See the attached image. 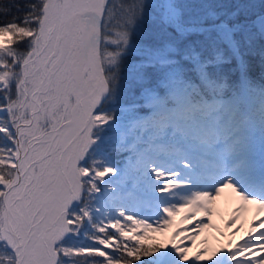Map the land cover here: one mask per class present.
<instances>
[{
    "label": "snow or ice",
    "instance_id": "6c2138e0",
    "mask_svg": "<svg viewBox=\"0 0 264 264\" xmlns=\"http://www.w3.org/2000/svg\"><path fill=\"white\" fill-rule=\"evenodd\" d=\"M222 8L0 0V264H187L148 233L227 189L264 211V2ZM209 260L264 264V230Z\"/></svg>",
    "mask_w": 264,
    "mask_h": 264
},
{
    "label": "bare ground",
    "instance_id": "6f19581e",
    "mask_svg": "<svg viewBox=\"0 0 264 264\" xmlns=\"http://www.w3.org/2000/svg\"><path fill=\"white\" fill-rule=\"evenodd\" d=\"M226 190L221 193L219 199L225 201ZM250 206H246L243 202H240V207L248 210V213L243 215L236 211L227 212V216L224 218L214 217L212 219L207 217H197L192 220H187L186 222H181L174 231H180L182 229H188V231H182L180 236L175 240V243L181 246L186 245L189 248V260L187 264H193L194 259L198 253L207 254V256H202L198 263L203 264L208 260L212 252H219L221 250H228L230 247L244 243L246 240L251 239L256 236L259 231L264 230V227H258L259 221L264 219V211H260L257 205L254 208L248 209ZM211 211L218 214L221 210L220 206L210 205ZM255 215V217L253 216ZM203 221L204 223L210 224L214 230H207L204 228L198 234H196L195 240L190 241L184 239V237L191 236L194 232V225L197 222ZM234 221V222H233ZM253 228L256 230L253 231ZM168 239H172L168 237ZM213 251L211 252L210 250Z\"/></svg>",
    "mask_w": 264,
    "mask_h": 264
},
{
    "label": "rangeland",
    "instance_id": "374dc122",
    "mask_svg": "<svg viewBox=\"0 0 264 264\" xmlns=\"http://www.w3.org/2000/svg\"><path fill=\"white\" fill-rule=\"evenodd\" d=\"M121 156H122L121 160H116L117 159L116 156H114V160H115L118 168H125V167L129 168V175L125 181V189H126L125 194H127V192H134V191H136V189H138V187H139L138 173L136 172L134 167H132L133 165H135V158L133 157L131 159V161H129V157L132 156V154L129 152H123V154ZM107 178L108 177H106V179ZM113 178H115V177H113ZM226 194L227 195H226L225 201H223L219 198H216L215 201L211 204L212 206H214V205L220 206L221 210L218 212V214H216L215 212H212L210 219H212L214 217H217V219H219L221 217L222 218L226 217L228 215L227 212H231V210L235 211L236 209L241 208L240 202H243L245 205H251V204H248V203H245L244 201H242L240 199L239 195H237V193H235V192H226ZM254 207L255 206L252 205L248 209L254 208ZM237 213L239 216H240V214L245 215L248 213V210L243 208V211H239ZM184 215H186V213H181L180 216L174 217L172 226L170 228H168L167 230H165L163 233H148V235L151 237V242L154 244H160V245L167 244L168 247L171 248V245L173 243H175V241H173L172 239L169 240L168 237L172 238L174 231L176 230V227L181 223V217ZM253 216L255 217V215H253ZM197 217L201 218V217H207V216L203 215L202 213H198L195 218H197ZM207 218H209V217H207ZM184 222H186V221H184ZM207 230L213 231L214 228L208 227ZM184 246H186V245H184ZM210 251L212 252L213 249ZM188 255H189V252H188ZM203 256L205 257V256H207V254H204ZM142 259H149V257H143L142 256ZM205 261L206 262H203V264H210L209 259L205 260ZM193 262H194L193 264H200L195 259Z\"/></svg>",
    "mask_w": 264,
    "mask_h": 264
},
{
    "label": "trees",
    "instance_id": "16d2710c",
    "mask_svg": "<svg viewBox=\"0 0 264 264\" xmlns=\"http://www.w3.org/2000/svg\"><path fill=\"white\" fill-rule=\"evenodd\" d=\"M4 3H7L8 0H3ZM209 2H212L214 4L222 5L223 8L221 10L223 11H231L233 9V6L236 4H245V3H255L259 5L260 3L264 2V0H209ZM253 78L256 79L258 82L260 80L259 75V64L256 62L254 64V70H253ZM120 153H116L115 156L117 159H119ZM128 243H134V241H129Z\"/></svg>",
    "mask_w": 264,
    "mask_h": 264
}]
</instances>
